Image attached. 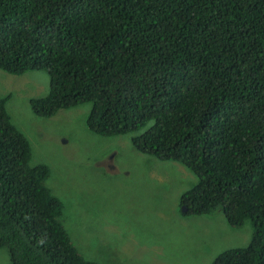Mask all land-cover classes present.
Returning <instances> with one entry per match:
<instances>
[{
  "label": "trees",
  "instance_id": "obj_1",
  "mask_svg": "<svg viewBox=\"0 0 264 264\" xmlns=\"http://www.w3.org/2000/svg\"><path fill=\"white\" fill-rule=\"evenodd\" d=\"M0 70L47 72L35 116L91 103L93 132L132 133L140 152L187 167L184 215L252 226L211 264H264V0H0ZM5 106L0 249L10 264H98L73 244L50 169L30 164Z\"/></svg>",
  "mask_w": 264,
  "mask_h": 264
},
{
  "label": "rangeland",
  "instance_id": "obj_2",
  "mask_svg": "<svg viewBox=\"0 0 264 264\" xmlns=\"http://www.w3.org/2000/svg\"><path fill=\"white\" fill-rule=\"evenodd\" d=\"M49 85L46 71L0 70L7 114L30 144V164L49 167L45 186L63 204L61 222L82 255L98 264H211L220 251L248 244L249 220L231 227L222 212L184 215L181 196L196 176L140 152L132 133L93 132L91 103L35 116L30 101ZM0 264H10L6 249Z\"/></svg>",
  "mask_w": 264,
  "mask_h": 264
},
{
  "label": "water",
  "instance_id": "obj_3",
  "mask_svg": "<svg viewBox=\"0 0 264 264\" xmlns=\"http://www.w3.org/2000/svg\"><path fill=\"white\" fill-rule=\"evenodd\" d=\"M187 210H188L187 206H186V205H183V206H182V211H183V212H187Z\"/></svg>",
  "mask_w": 264,
  "mask_h": 264
},
{
  "label": "flooded vegetation",
  "instance_id": "obj_4",
  "mask_svg": "<svg viewBox=\"0 0 264 264\" xmlns=\"http://www.w3.org/2000/svg\"><path fill=\"white\" fill-rule=\"evenodd\" d=\"M179 163V162H178ZM181 164V163H180Z\"/></svg>",
  "mask_w": 264,
  "mask_h": 264
}]
</instances>
